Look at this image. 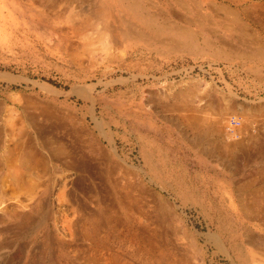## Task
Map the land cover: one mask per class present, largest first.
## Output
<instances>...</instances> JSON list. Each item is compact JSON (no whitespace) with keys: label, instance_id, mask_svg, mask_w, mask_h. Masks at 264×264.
<instances>
[{"label":"rangeland","instance_id":"obj_1","mask_svg":"<svg viewBox=\"0 0 264 264\" xmlns=\"http://www.w3.org/2000/svg\"><path fill=\"white\" fill-rule=\"evenodd\" d=\"M196 1L257 44L223 22L132 45L80 0L74 26L0 0V264H264V0Z\"/></svg>","mask_w":264,"mask_h":264},{"label":"bare ground","instance_id":"obj_2","mask_svg":"<svg viewBox=\"0 0 264 264\" xmlns=\"http://www.w3.org/2000/svg\"><path fill=\"white\" fill-rule=\"evenodd\" d=\"M63 1L68 4L66 14L65 12L63 13L66 10L64 8L60 14H55V19L57 21L65 19L67 24L74 26L72 5L74 1L78 0ZM80 1L86 3L82 14L83 16L85 14V21L83 22L85 27L89 23V15L97 14L104 21L100 29L101 33L108 34L111 39L128 42L132 45L137 44L139 41L152 40L154 43L167 46L171 50L183 49L187 47L188 40L193 36L195 37L193 29L201 33L211 25L217 27L222 25L223 22H227L228 26L226 24L225 28L220 27L223 30L225 29L232 38L238 37L241 42H245L246 44L251 42L257 44L256 36L247 25L242 23L237 12L223 6L210 8L211 12L205 15L201 11V6H205V4L202 1L196 0H97L98 3L94 9L90 8L89 2L91 0ZM152 1L154 4L150 3ZM243 16H246L244 11ZM229 24L232 26H229ZM227 27H231V29H227ZM214 30H211L212 33L215 32ZM88 43L89 38L86 36L84 44ZM221 45L223 44L221 43ZM251 54L250 52H246L245 57L250 58ZM238 55L241 54L237 53ZM29 159V161L33 160L32 157ZM220 249L225 250L224 244H220ZM235 256L241 261L246 258L244 254L239 253L237 250Z\"/></svg>","mask_w":264,"mask_h":264},{"label":"built area","instance_id":"obj_3","mask_svg":"<svg viewBox=\"0 0 264 264\" xmlns=\"http://www.w3.org/2000/svg\"><path fill=\"white\" fill-rule=\"evenodd\" d=\"M226 130L234 136H237V130L239 128V119L235 116H228L225 120Z\"/></svg>","mask_w":264,"mask_h":264}]
</instances>
